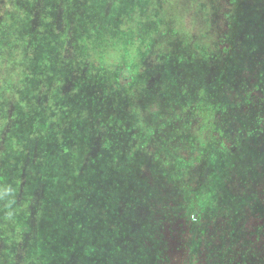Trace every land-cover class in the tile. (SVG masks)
<instances>
[{
	"label": "trees",
	"instance_id": "1",
	"mask_svg": "<svg viewBox=\"0 0 264 264\" xmlns=\"http://www.w3.org/2000/svg\"><path fill=\"white\" fill-rule=\"evenodd\" d=\"M179 1L0 0V264H150L171 210L200 206L195 133L215 125L211 104L179 126L170 106L138 105L147 86L121 81L134 67L173 78L184 59L161 55L195 49ZM217 1L187 0L188 13L204 42L213 23L233 45L218 50L224 69L238 31Z\"/></svg>",
	"mask_w": 264,
	"mask_h": 264
},
{
	"label": "flooded vegetation",
	"instance_id": "2",
	"mask_svg": "<svg viewBox=\"0 0 264 264\" xmlns=\"http://www.w3.org/2000/svg\"><path fill=\"white\" fill-rule=\"evenodd\" d=\"M217 4L219 6L216 0L214 7ZM177 6L185 10L181 40H189L195 51L188 50L186 45L181 51H170L165 35L159 36L170 52L161 55L162 59L171 56V52L184 59L181 64L176 59L175 62L170 60L175 76L170 78L161 70L141 76L144 70L134 67L129 75L121 69V81L125 83L127 77L135 79L139 93L140 85L147 86L138 105L146 104L157 111L170 106L173 112L181 115L179 126L188 124L194 117L198 99L200 103L207 102V107L210 104L212 107L209 119L215 125L203 131L196 128L195 133L201 145L197 147L199 157L197 168L193 170L197 181L194 185L188 182L194 189L191 199L200 206L194 204L182 207L180 212L171 210L168 213L171 218L161 226L164 233L161 240L164 241L151 246L150 264H264V72L257 74L247 65L239 67L234 56H230L228 72L234 74L230 81L232 92L229 98L222 96L226 101L221 100L218 50L224 55L223 50L228 48L231 52L233 45L229 46L228 42L222 47L215 33L214 38L208 35V51H202L204 42L200 38L204 41V37L187 36L186 24L190 19L205 25L203 17L188 13L191 7L187 0L179 1ZM207 25L214 26L213 23ZM204 32L203 27L202 34ZM146 56L147 61L152 62L150 55ZM257 69L260 70L259 66ZM148 75L147 85L144 82ZM223 102L226 104L221 107ZM185 182L184 179L182 184ZM165 195L169 198L171 194ZM187 198L186 195L178 196L181 201ZM174 213L177 215H172ZM180 215L183 216L178 218ZM196 232L200 239L198 235L193 237Z\"/></svg>",
	"mask_w": 264,
	"mask_h": 264
},
{
	"label": "rangeland",
	"instance_id": "3",
	"mask_svg": "<svg viewBox=\"0 0 264 264\" xmlns=\"http://www.w3.org/2000/svg\"><path fill=\"white\" fill-rule=\"evenodd\" d=\"M225 2L226 4L222 7L231 13L230 18L233 19L234 28L238 31V33L234 34L235 36L232 35L230 37L233 44H235L236 52L240 53V56L234 57L235 62L239 67L242 65L252 67L253 72L257 71V74L262 71L264 72V0H247L245 2L234 0L232 1L233 3H230V0H225ZM197 22H191L190 19L187 21V36H201L204 25L200 21L198 24ZM215 28L216 26L209 25L210 33L208 35H211V38H214ZM206 30L204 31L206 32ZM200 39L201 42H204L202 38ZM238 41L241 43H237ZM205 44L206 42H204ZM230 65L228 67L226 66V70V68L223 69L221 64H218V94L225 98H229L232 92L230 81L233 80L234 74L232 71L228 72ZM257 66H259L260 70L257 69ZM251 76L254 77L253 75ZM234 82L237 83L236 79Z\"/></svg>",
	"mask_w": 264,
	"mask_h": 264
}]
</instances>
